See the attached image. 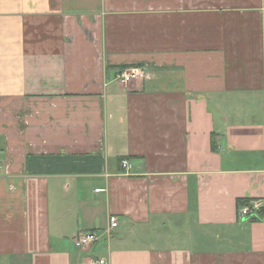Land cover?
Here are the masks:
<instances>
[{
  "label": "crops",
  "instance_id": "0c3cea01",
  "mask_svg": "<svg viewBox=\"0 0 264 264\" xmlns=\"http://www.w3.org/2000/svg\"><path fill=\"white\" fill-rule=\"evenodd\" d=\"M0 160V264H264V0H0Z\"/></svg>",
  "mask_w": 264,
  "mask_h": 264
},
{
  "label": "built area",
  "instance_id": "2783aa9c",
  "mask_svg": "<svg viewBox=\"0 0 264 264\" xmlns=\"http://www.w3.org/2000/svg\"><path fill=\"white\" fill-rule=\"evenodd\" d=\"M143 71L140 69H133L129 71H122L118 74V80L121 84H129L136 79L142 77ZM2 161L0 160V165ZM122 167L129 169L130 164L128 160L122 161ZM264 213V203L260 199L249 200L245 204H240L238 208V216L240 218H259ZM118 220H111V228L118 227ZM100 240L99 233L97 231L84 232L75 238V245L78 249H87L96 244ZM88 264H108V261L104 258H90Z\"/></svg>",
  "mask_w": 264,
  "mask_h": 264
},
{
  "label": "trees",
  "instance_id": "16d2710c",
  "mask_svg": "<svg viewBox=\"0 0 264 264\" xmlns=\"http://www.w3.org/2000/svg\"><path fill=\"white\" fill-rule=\"evenodd\" d=\"M121 71H125V70H121ZM246 202H241L240 204H245ZM255 219H257V218H255Z\"/></svg>",
  "mask_w": 264,
  "mask_h": 264
}]
</instances>
